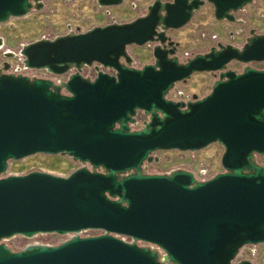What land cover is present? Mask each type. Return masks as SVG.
<instances>
[{
  "label": "water",
  "instance_id": "1",
  "mask_svg": "<svg viewBox=\"0 0 264 264\" xmlns=\"http://www.w3.org/2000/svg\"><path fill=\"white\" fill-rule=\"evenodd\" d=\"M95 2L107 7L122 0ZM250 2L152 0L130 21L24 44L19 53L27 68L76 69L58 84L5 73L2 61L0 174L9 159L36 153L67 155L90 168L66 176L40 170L0 176V239L102 233L16 252L0 244V264H252L234 259L242 246L264 243V167L252 160L264 154V68L248 65L264 61V33L251 29L240 47L217 43L184 62L166 33L205 3L216 20L234 21V12ZM41 6L42 0H0V22ZM145 43L153 44L152 61L130 66L127 46ZM231 61L245 66L236 72L226 68ZM92 64L91 79L78 72ZM195 72L217 73L208 93L185 102L165 98ZM137 111L146 119L130 129ZM212 142L223 148L222 171L208 179L186 170L141 171L155 150L194 151Z\"/></svg>",
  "mask_w": 264,
  "mask_h": 264
},
{
  "label": "rangeland",
  "instance_id": "2",
  "mask_svg": "<svg viewBox=\"0 0 264 264\" xmlns=\"http://www.w3.org/2000/svg\"><path fill=\"white\" fill-rule=\"evenodd\" d=\"M150 2L151 0H122L120 4L104 8L98 6L95 0H42L40 8L32 7L24 15L10 17L4 22H0V61L8 60L14 65L21 57L19 55L20 48L26 43L41 38H53L57 35L75 32L76 29H88L94 26L93 24L106 23L111 17L117 22L130 21L143 15ZM259 7L262 10L258 14ZM106 10L109 14L105 13ZM233 15L234 21L216 20L213 17L211 5L205 3L192 13L185 25L168 29L167 35L178 43L175 51L178 61L184 62L196 53H204L217 43H230L240 47L249 36L251 29L256 33H264V0H252L243 8L235 11ZM152 45V43L128 45L126 50L131 57L130 66L140 67L146 61L151 62ZM4 52H12L16 56L6 59L7 57L3 56ZM244 66L245 64L238 61H231L227 64L229 69L236 71L243 69ZM250 66L264 68V61L254 62ZM27 70L31 69L27 68ZM75 70L74 67H70L65 73L47 74L46 76L53 83L58 84ZM78 72L83 77L91 79L95 72L94 64L82 65ZM215 78L210 72H195L184 82L174 83L169 95L181 91L186 95L196 94L198 97H202L209 92ZM144 119L146 118L142 111H137L135 122L129 124L130 129L139 128ZM222 151V146L217 142L209 143L194 151L155 150L151 153L152 160L145 164L144 170L154 174H169L175 170H186L190 171L196 180L202 181L222 171L219 160ZM252 160L264 167V154H254ZM78 167L90 168L88 163L74 161L67 155L36 153L20 159H9L5 171L0 176L18 175L31 170L66 176ZM87 232L95 233L96 231ZM68 236V233L62 235L37 233L31 237L11 236L3 239L2 242L17 250L29 244L56 245L67 239ZM146 245L153 248L149 244ZM252 249L254 250L252 253H245V248L240 249L242 251L240 256L245 257L244 259L249 260L252 264H262L264 262V243L256 244L252 246ZM238 257L237 255L234 260Z\"/></svg>",
  "mask_w": 264,
  "mask_h": 264
},
{
  "label": "built area",
  "instance_id": "3",
  "mask_svg": "<svg viewBox=\"0 0 264 264\" xmlns=\"http://www.w3.org/2000/svg\"><path fill=\"white\" fill-rule=\"evenodd\" d=\"M152 1V0H151ZM102 7V6H101ZM108 7H110V6H107V7H104V8H108ZM105 13L106 14H109V12H108V10H106L105 11ZM111 22H117V21H115L114 20V18L113 17H111V18H109V20H107L106 21V23H111ZM106 23H104V24H106ZM103 25V24H102ZM20 55V54H19ZM16 56V54L15 53H13L12 54V56L11 57H7L6 59H9V58H13V57H15ZM21 56V55H20ZM2 61H4V60H1L0 61V66H1V63H2ZM5 61H7V63H8V67L5 69V70H2L3 72H5V73H11V74H21V75H25V76H28L29 78H47V74H51V75H56V74H53V73H49L46 69H43V68H41V69H31V70H27V67H25L24 65H23V63H22V56L21 57H19V61L17 62V63H14V65L13 64H11L8 60H5ZM259 62H261V61H259ZM254 62H251V63H248V65L250 66L251 64H253ZM226 68H228L227 67V65H226ZM28 69H30V68H28ZM100 69L102 70V71H105V72H107V73H110V74H112L113 73V71L112 70H110V69H106V68H102V67H100ZM229 69V68H228ZM242 70V69H241ZM241 70H238V71H236V70H234V71H236V72H240ZM39 72V74H37ZM210 73H213V75L215 76V77H217V73L216 72H210ZM94 74H95V72H94ZM94 76V75H93ZM67 78V77H66ZM65 78V79H66ZM48 79V78H47ZM64 79V80H65ZM50 80V79H49ZM64 80H62V81H64ZM182 82H184V81H182ZM172 88L173 87H171L167 92H166V94H165V98L166 99H170V100H173V101H183V102H185V101H187V100H189L190 99V96L191 95H186L185 93H183V92H181V91H177V92H175V93H173L171 96L169 95V92L172 90ZM87 231H93L92 229H82V230H79V231H77V232H74V233H68L69 234V236H68V238L71 236V235H78V236H88V235H94V234H99V233H102V230H95L96 232L95 233H88ZM117 237H119L120 239H122V240H124V241H128V242H131L132 241V239L130 238V237H127V236H123V235H116ZM136 243H142V244H144V245H146V243L145 242H142V241H135ZM252 246H254V245H251V244H246V245H244V246H242L240 249H242V248H245V253H252V252H254V250L252 249ZM238 250V252H237V254H236V256L238 255L239 257H238V259H236L235 261H237V260H241V259H244L245 257H243V256H240L241 255V250Z\"/></svg>",
  "mask_w": 264,
  "mask_h": 264
},
{
  "label": "flooded vegetation",
  "instance_id": "4",
  "mask_svg": "<svg viewBox=\"0 0 264 264\" xmlns=\"http://www.w3.org/2000/svg\"><path fill=\"white\" fill-rule=\"evenodd\" d=\"M67 77H68V75H67ZM142 114H143V112H142ZM144 115V114H143ZM144 117L146 118V116L144 115ZM145 120V119H144ZM143 121V120H142ZM155 160V159H154ZM148 162H150V161H148ZM148 162H146V161H144V162H142V164H141V171H142V173H146V174H154V173H147V172H145V167H146V163H148ZM128 172L126 171L125 172V174H127ZM160 174H164V173H160ZM6 238H8V237H6ZM6 238H2V239H0V244H3L5 247H6V249L8 250V251H10V252H16V251H19V250H22L23 248H20V249H17V250H15V249H12V248H10L8 245H6L4 242H2V240L3 239H6Z\"/></svg>",
  "mask_w": 264,
  "mask_h": 264
},
{
  "label": "crops",
  "instance_id": "5",
  "mask_svg": "<svg viewBox=\"0 0 264 264\" xmlns=\"http://www.w3.org/2000/svg\"><path fill=\"white\" fill-rule=\"evenodd\" d=\"M208 4V3H207ZM262 10V8H258L257 9V12H258V14H259V12ZM103 23H100V24H98V23H96V24H93V25H102ZM84 30H86V29H79V31H84ZM144 63H149V61H146V62H144Z\"/></svg>",
  "mask_w": 264,
  "mask_h": 264
}]
</instances>
